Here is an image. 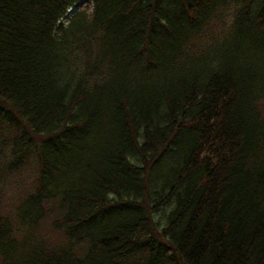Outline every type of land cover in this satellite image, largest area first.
I'll return each mask as SVG.
<instances>
[{
    "label": "trees",
    "instance_id": "1",
    "mask_svg": "<svg viewBox=\"0 0 264 264\" xmlns=\"http://www.w3.org/2000/svg\"><path fill=\"white\" fill-rule=\"evenodd\" d=\"M29 161L0 264H264V0H0V176Z\"/></svg>",
    "mask_w": 264,
    "mask_h": 264
},
{
    "label": "clouds",
    "instance_id": "2",
    "mask_svg": "<svg viewBox=\"0 0 264 264\" xmlns=\"http://www.w3.org/2000/svg\"><path fill=\"white\" fill-rule=\"evenodd\" d=\"M14 162L9 159L7 166L10 167ZM38 179L32 172V161L11 172L6 169L5 179L0 181V215L8 216L14 213L20 205L24 191L35 185Z\"/></svg>",
    "mask_w": 264,
    "mask_h": 264
},
{
    "label": "rangeland",
    "instance_id": "3",
    "mask_svg": "<svg viewBox=\"0 0 264 264\" xmlns=\"http://www.w3.org/2000/svg\"><path fill=\"white\" fill-rule=\"evenodd\" d=\"M215 19H217V16L215 17ZM233 50H231L230 49V46H229V41H227L226 39H224V40H222V41H219L216 45H215V47H214V49L213 50H211L210 51V55L211 56H215V58H220L222 55H227L228 53H230V52H232ZM248 54H252V51H250V50H248V49H245L243 52H242V54L240 53V60H243V58H245V56L246 55H248ZM242 57V58H241ZM203 58V60L206 62V63H209L210 64V60H207V57H205V56H203L202 57ZM183 60H176L175 61V64H174V62L171 60V64L169 65V69H170V71H171V73L175 76V74L178 72V68H179V65L181 64V65H186V63H181ZM197 64V62L196 61H194V58H190L189 59V65L190 66H194V65H196ZM165 77V75L163 74V73H160V78H164ZM73 166H76V163H73ZM3 173H1V176H0V181H3V179H4V175H2ZM170 209H171V207L170 206H166L163 210H161V211H159V212H157L156 214H155V219L157 220V221H159V219H163V217H164V215L166 214V213H168L169 211H170ZM164 220H165V218H164ZM163 220V221H164ZM159 225L161 226V227H163V223H160L159 222ZM27 245V247H25ZM21 248H23V249H27V248H29V243H27V244H24L23 246H21ZM14 256H17L16 254L14 255L13 254V259L15 260V257Z\"/></svg>",
    "mask_w": 264,
    "mask_h": 264
}]
</instances>
